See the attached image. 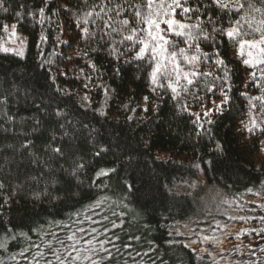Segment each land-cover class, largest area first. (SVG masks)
<instances>
[{"label":"trees","instance_id":"trees-1","mask_svg":"<svg viewBox=\"0 0 264 264\" xmlns=\"http://www.w3.org/2000/svg\"><path fill=\"white\" fill-rule=\"evenodd\" d=\"M241 2L242 10H224L212 0H181L193 11L177 8L163 19L198 24L203 32L174 35L187 30L161 23L159 35L168 43L153 52L147 24L128 8L138 4L143 15L147 0H7L0 45L4 26L15 24L27 49L24 56L0 50V241L6 245L0 264H31L37 251H27L31 244L45 254L49 242L59 247L52 232L66 242L76 232L83 256L85 240L104 239L103 225L91 221L105 216L122 223L108 233L120 237L121 251L113 249L111 262L101 252V264H213L201 244H191L199 234L189 229L226 221L221 197L255 209L243 215H264V64L245 63L247 45L240 46L259 40L264 3ZM117 4L127 8L119 16ZM40 8L43 17L33 16ZM123 19L144 29L138 35L148 49L141 59L142 45L123 39L130 34ZM236 21L245 35L229 38ZM224 94L228 102L214 111ZM260 248L213 256L216 264H264Z\"/></svg>","mask_w":264,"mask_h":264},{"label":"snow or ice","instance_id":"snow-or-ice-1","mask_svg":"<svg viewBox=\"0 0 264 264\" xmlns=\"http://www.w3.org/2000/svg\"><path fill=\"white\" fill-rule=\"evenodd\" d=\"M187 2V0H185ZM212 3L214 6L227 10L228 8L232 7L236 10H242L245 8V3H242L241 0H212ZM261 3H264V0H261ZM7 0H0V10L4 12H8L9 9L6 6ZM101 11H106V6L101 5ZM168 7L170 10L165 11V8ZM248 8H253L254 5L251 3V0L247 3ZM128 8H130L133 12L134 18L139 21L140 23H146L147 24V33L148 37L153 41V47L151 51H155V48L160 44L164 43L167 44L168 41L163 39L162 35H159V29L160 24L165 23L168 25L169 30L173 29H179V30H187V33L185 31H174V35H188L191 37V34L193 30H195L196 33H202L203 29L199 27V25H185L182 23H178L174 21L173 19H163L164 16L171 17V15L174 13L175 9L179 8L183 13L187 14L191 11H193L192 8L184 6V4L181 3V0H171V5H167L166 3L160 2L158 3L157 0H147L146 5H144L145 13L142 15L141 6L138 4H129ZM127 10V8L124 7V5L117 4L113 11L117 16L121 14V10ZM196 12L199 11V8L195 9ZM255 11L261 12V9L256 8ZM33 16L39 15L40 17H43L44 15V9L40 8L39 12H33ZM18 19H22L19 14H17ZM155 17V18H154ZM109 21H111V17H108ZM121 27L128 29L130 34L127 36H124L123 39L127 41H132L133 43L139 42L142 47L140 48V51L137 53V58L141 59L143 58V55L145 54V50L148 49V45L144 43L143 40H139V31H144V29H137L135 27L129 28L130 21L128 19H123L119 22ZM247 23V21H246ZM105 27H111L110 23H107L104 25ZM251 26V25H249ZM13 28L15 25L12 26ZM4 30H8V26H4ZM114 31H119V28L113 29ZM157 31L158 35L153 36L152 32ZM215 30V29H214ZM85 32H87V29H84ZM221 33L225 32V29L221 28L219 30ZM256 33H259V40H252L249 41L247 39L243 40V43H241V48H243L245 45L249 46L250 48H255L259 52V56L257 57L259 63L264 64V20L260 21V27H257L255 29ZM226 35L229 38H233L236 36L243 37L245 33H242L240 31V21H236V27L231 28L226 31ZM205 39L208 37L205 36ZM198 47V45H197ZM7 51V49H5ZM19 54V53H18ZM181 54H183V50H181ZM172 57L175 58L176 53H171ZM252 53L249 52V56H251ZM192 59H195V57H192ZM251 61H245V63H250ZM178 67V65H176ZM159 69V66L157 67V70ZM155 75V73H154ZM188 83H192L191 80H188ZM228 97L226 94L222 95L221 103L216 106L214 111L222 110L224 105L228 102ZM59 114V113H57ZM207 115V113H205ZM209 123L211 121L209 120ZM202 127V126H201ZM217 148H219V145H217ZM56 153H60L61 149L56 148L54 149ZM209 164H211V161H208ZM83 164H78L77 168L81 169L83 168ZM199 167V166H197ZM114 171V169H113ZM75 174V173H73ZM102 175H108L107 172L101 171ZM4 188V184L0 183V189ZM251 191V189H249ZM99 203V202H98ZM243 201H237L235 199L228 200L223 197L220 198L219 201V208L221 209V215L226 217V221L216 220L213 218L212 220L208 221V227L206 229H189L190 232L193 233H200L197 236L196 240H192L191 244L196 243H210L212 245L211 249H204L203 251L206 252V254L211 257L213 264H216V258L213 256V253H216V255L220 256V259H224L223 253L227 251L225 245L226 243L230 242V238H234L235 240L239 241L241 238V235H251L255 233L256 235L264 236V215H261L259 217H253L249 215H243L241 213H244L246 211H255V209H246L242 207ZM264 207V206H262ZM113 215H117L115 212H113ZM211 215V213H209ZM90 219V218H89ZM253 219H259L261 221L259 226H253V227H238L236 223H228L227 221L237 222V221H243L246 225L249 220ZM103 221H108V224H103ZM92 223H101L103 225V231L100 232V235L104 236V239H99L98 236H93L91 239L85 240L84 243L88 245V249L86 250L87 254L82 256V250L78 246L77 243V233L72 232V235L67 236V242L65 240H62L58 237L57 233L52 232L51 235L55 239V243L59 245V247L53 246L51 242L48 244V252L45 254L44 252L40 251L42 245L37 244H31L28 252L31 251V249H36L37 251L34 252L31 257V264H79L81 260L87 261L88 264H101V262L104 260V257L100 255V253L106 254V257L108 261H114L115 257L113 256V249H115L116 253H119L121 250L119 247H116V241L120 240V237L118 235L113 237H109L108 233L113 231L114 229L118 227H122L121 224H117L113 220H109L107 216L103 217L102 221H91ZM111 225L109 227L108 225ZM63 227L69 228L71 230L70 225H63ZM78 232L85 233L87 232L89 235L91 233L98 232L99 230L96 228L89 230L84 228H78ZM12 239H15V237H11ZM132 239V238H130ZM134 239L139 240V237H134ZM96 241L99 245V248L95 246L93 241ZM191 244L186 245V247H191ZM106 245H111V248L107 247ZM5 243L3 241H0V249L5 248ZM232 247L236 250L238 254H243L241 252V245L240 244H233ZM124 248H131V244L124 245ZM260 251L264 253V248H261ZM130 258H131V254ZM137 256L141 255V253L137 252ZM143 255H149V253H143ZM255 255V253H253ZM20 256L29 258L26 256V251H21ZM99 257V259H94L93 257ZM15 259V257H13ZM161 264H163V261H161ZM251 264H259L258 261H252Z\"/></svg>","mask_w":264,"mask_h":264},{"label":"rangeland","instance_id":"rangeland-1","mask_svg":"<svg viewBox=\"0 0 264 264\" xmlns=\"http://www.w3.org/2000/svg\"><path fill=\"white\" fill-rule=\"evenodd\" d=\"M15 24H11L8 25V30L4 31L5 35H4V39L1 42L0 45V50L3 53H9V54H16L19 56H24L26 49H27V38L21 34L18 31L17 26L15 25V27L13 28L12 26ZM264 47V46H262ZM5 49H7V51H5ZM246 54L243 56L245 61H251V64H257L260 65L261 63H259L257 57L260 55L259 52L257 51V49L255 48H250L249 46H246ZM249 52L252 53L251 56H249ZM19 53V54H18ZM261 223V221L258 222H254V223H249L248 224H244L241 223L239 225H237L238 227H253V226H259ZM200 234V233H198ZM232 238H230V242L226 243L225 247L227 249V251L231 252L232 254H236V250L232 251L233 244H240L241 246V252L244 253L250 249L254 250L258 247H262L264 248V236H260V235H256L255 233L251 234V235H241V238L239 241L235 240L234 238L231 240ZM201 244V248H202V253L206 254L205 251H203L204 249H211V244L210 243H199ZM261 249V248H260Z\"/></svg>","mask_w":264,"mask_h":264}]
</instances>
